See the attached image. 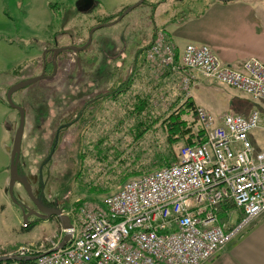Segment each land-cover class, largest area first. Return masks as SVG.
<instances>
[{"label": "rangeland", "instance_id": "1", "mask_svg": "<svg viewBox=\"0 0 264 264\" xmlns=\"http://www.w3.org/2000/svg\"><path fill=\"white\" fill-rule=\"evenodd\" d=\"M90 1L81 9L76 6L79 0H0V98L3 101L12 84L40 74L45 49L55 45L78 47L86 42L91 26L140 2ZM159 1L144 0L114 25L97 30L82 53L68 51L59 56L53 78H44L13 95L14 103L25 111L19 170L37 176L42 168L45 198L51 207H62L68 200L88 199L82 187L110 185L108 189L112 193L121 184L116 183L131 171L132 159L136 160L134 165L138 164L133 171H141L140 174L154 171L164 162L159 161L161 156L175 157L184 145L167 142L166 126L162 121L172 108L154 106L142 114L128 116L125 111L134 108V101L128 100V95L116 102L99 99L96 106L86 109L83 121L80 120L79 112L84 103L99 94H108L120 87L121 81L131 77L134 66L129 56L145 47L146 29L152 22L154 7H158L154 20L162 23L174 12L184 13H180L181 18L187 15L189 5L199 4L196 0H163L160 4ZM138 56L141 62L144 54ZM97 69L109 74L110 78L117 75L120 81L113 88L107 84L98 87L106 77L100 78L97 71L94 72ZM93 79L97 80V86L92 85ZM124 101H131V105L124 106ZM46 112L48 116L39 126V118L45 117ZM183 118L188 123L194 121L192 115ZM138 122L142 125L137 131ZM17 126V112L0 102V256L17 254L22 247H37L43 239L41 226L32 217L27 220L30 229H22V216L4 195L9 179L6 149L12 145ZM197 127L194 123L192 129ZM98 149L105 150L104 160L96 154ZM13 192L24 200L25 194L19 184L14 186ZM6 202L9 208L2 207ZM54 228L55 220L48 225L45 235L51 234Z\"/></svg>", "mask_w": 264, "mask_h": 264}, {"label": "built area", "instance_id": "2", "mask_svg": "<svg viewBox=\"0 0 264 264\" xmlns=\"http://www.w3.org/2000/svg\"><path fill=\"white\" fill-rule=\"evenodd\" d=\"M146 59L157 69L195 72L264 102V64L256 58L236 69L222 65L208 46L189 44L175 64L174 48L159 31ZM191 80L187 75L179 84L185 96ZM195 119L203 143L180 147L176 163L125 182L100 204L71 209V239L64 248H58V227L17 255L38 256L33 264H203L213 258L264 214V150L255 151L249 138L261 119L253 110L247 117L225 114L218 122L202 108ZM222 205L233 207L223 221Z\"/></svg>", "mask_w": 264, "mask_h": 264}, {"label": "crops", "instance_id": "3", "mask_svg": "<svg viewBox=\"0 0 264 264\" xmlns=\"http://www.w3.org/2000/svg\"><path fill=\"white\" fill-rule=\"evenodd\" d=\"M196 1L199 4L189 5L187 15H182L184 13L181 11L174 12L162 23L154 20L158 7L152 9V22L146 29L144 45H149L156 31L162 29L174 46L176 61L185 46L194 44L208 46L225 66L237 69L248 58H256L264 64V0ZM48 7L50 8V4ZM180 13H182L181 18H179ZM143 54L141 62L137 52L129 56L134 69L130 71L131 77L121 81L127 83L130 80V89L127 93L142 94V98L150 102L148 107L168 106L178 109L181 106L184 107L183 104L187 101L194 106V109L202 108L213 115L218 122L228 113L247 117L251 111L258 110L261 119L260 127L250 133V140L255 151L264 150V102L255 103L246 95L205 79L195 72L157 69L149 65L145 60V52ZM95 71L100 78H107L109 75H105L106 73L100 69ZM187 75L192 80L189 97L184 98L179 84ZM83 79L85 81L84 76ZM105 79H101L104 83L100 81L102 84L98 87L107 84L109 88H113L120 81L117 75L114 78ZM96 82L97 80L93 79L92 85L97 86ZM83 85L85 86V82ZM87 86L90 85L87 84ZM137 86L139 89H136ZM100 101L103 102V99ZM82 110L84 118L85 103ZM190 116L191 113L184 115L188 118ZM9 204L12 206L10 202ZM2 207L9 208L7 202ZM53 222V220L36 222L41 226V236H45L48 225L50 226ZM203 264H264V214L255 219L241 237L231 241L211 260Z\"/></svg>", "mask_w": 264, "mask_h": 264}, {"label": "trees", "instance_id": "4", "mask_svg": "<svg viewBox=\"0 0 264 264\" xmlns=\"http://www.w3.org/2000/svg\"><path fill=\"white\" fill-rule=\"evenodd\" d=\"M163 0L159 1L158 3H162ZM155 8V7H154ZM153 8V9H154ZM122 12L118 13L117 15H114L110 18H106L102 21H100L97 25L99 24H103V23H109V22H112L114 21L115 19H117L120 15H121ZM96 26V25H95ZM93 26H91L87 33L89 32V30L92 28ZM86 43V42H85ZM84 43V44H85ZM82 44V45H84ZM80 45V46H82ZM149 45L137 50L136 52L138 54L140 53H144L146 51V49L148 48ZM82 53V52H80ZM146 60V59H145ZM175 60H176V54H175ZM129 81V82H128ZM127 83H122L120 85V87H117L116 89L112 90L111 92H109L108 94H104V95H97L96 97L92 98V99H89L87 101V103H85V110L88 108V107H91L92 105H95L97 104V101L100 100H104V101H112V102H116V101H119L118 99L121 98V96L123 95H128L129 99L128 100H131V101H134L133 102V110H127L125 111L126 114H128V116H133L134 115H137L138 113H143L144 111H147L148 110V105L150 104L149 101H146L142 98V94H132V93H127V91L130 89V80H128ZM131 101L128 102V101H124L123 104L124 106L128 103H130L131 105ZM0 102L5 104L7 107H9L5 101H3L1 98H0ZM184 107H180L178 109H172L171 112L164 118V120L162 121V125L163 126H166L165 130H166V135H167V142L170 143V144H178L180 142L184 143V145H198V144H201L204 142L205 138H204V134L202 132V130L197 127V129H192L194 127V123H196V120L194 119L193 122L191 123H188L186 121V119H184V115L188 114V113H191L192 116L195 117V109H194V106L190 103V102H185L183 104ZM80 120L83 121V117H82V114H83V110L81 109L80 112ZM48 116V113L46 112L45 114V117H42V118H39V121H38V125H42V122L47 118ZM85 121V119H84ZM142 125V122H138L136 123V130L138 127H140ZM138 131V130H137ZM145 131V129L143 130V132ZM100 143V142H99ZM105 150H97L96 154L99 156V159L100 160H104L107 156L106 152H104ZM162 157V156H161ZM159 158V161L160 160H163L164 162L163 163H160V167L159 168H164V167H168L172 164H174L176 162V155L175 157H173L172 155H167L162 157V158ZM138 158V157H137ZM173 161V162H170V161ZM136 160L132 159V162L131 164L133 165L131 168V171H129V173L127 174V176L125 175L119 182H117L116 184L118 183H121L123 184L124 182L130 180V179H134V178H137L139 176H142V175H145V174H149L151 173L152 171H146V172H143L142 174L141 171H133V168L134 166L138 165V164H135ZM138 168V167H137ZM134 177V178H130L128 179L129 177ZM137 176V177H135ZM126 179V180H125ZM125 180V181H124ZM120 184V185H121ZM110 185H107V186H99V185H95V186H87V187H82L81 189L84 191V193L87 194L88 196V199H84L81 201V203L83 202H99V198L100 197H103L104 195L108 194L110 192V189L109 188ZM113 188V187H112ZM111 193H109L108 195H110ZM106 195V196H108ZM64 196V195H63ZM63 196L60 197V199H63ZM69 199V198H68ZM77 204H73V201H66L64 202L63 206H58L59 209H61L62 211H67L69 210L71 207H76ZM232 206L231 205H222L220 206V210H219V218L221 220L224 219L225 217V212L226 211H231L232 210ZM239 219H241V216L239 217ZM30 225L27 224V226L25 228H22L24 230H29L30 229ZM15 262H12V261H7V262H3V263H0V264H14ZM16 264H33V262L31 261H26V260H20V261H16Z\"/></svg>", "mask_w": 264, "mask_h": 264}, {"label": "water", "instance_id": "5", "mask_svg": "<svg viewBox=\"0 0 264 264\" xmlns=\"http://www.w3.org/2000/svg\"><path fill=\"white\" fill-rule=\"evenodd\" d=\"M143 1L144 0H140V2L137 3L136 5L129 7L128 9L123 11L122 14L115 21L110 22V23H106V24H100V25H97V26L93 27L92 29H90V31L88 33L87 41L82 47L65 46V47L57 48L54 50L55 54L57 55L59 53L68 52V51L77 53V52L85 50L91 44L92 35L94 32H96L97 30H99L101 28L110 27V26L114 25L115 23L120 21L130 10L137 7ZM216 1L229 2L232 0H216ZM90 3H91L90 0H79V2L77 3L76 6L78 8L83 9V8H86ZM45 52L46 51H44L42 53V57H44ZM54 74H55V70L53 71V74L48 78H51L52 76H54ZM44 78H45L44 72H42L38 76L21 80L15 84H13L12 86H10L5 93L6 104L11 109L15 110L18 113V126L14 132L11 147L6 149V151L9 153V179H8V185H7L4 192H5V194H7V196L12 201V203L20 209V213H21L22 220H23L24 224L27 223V220L30 217H35L36 219L44 220V221L48 220L50 218H55L57 220V222L59 223L60 227L62 228V230L65 232L60 244L58 245V248L61 249L70 241V238H71L72 225L70 223L69 218L66 215H64L60 209H58L56 207L45 206L42 203L41 196L36 198L33 194L31 183L28 181L26 176L21 175L19 172L21 144H22V139H23L24 127H25V111L21 106L16 105L13 102L12 96L16 92H18L20 90H24L27 87L39 82L40 80H43ZM56 140H57V138H56ZM56 140H55V142H56ZM16 184H19L22 187L26 196L34 205L36 212L32 211L30 213H26V210H27L26 207L24 205H21L20 203H18L16 195L13 192L14 186ZM37 259H38V256L27 257L25 260L32 262V261H35ZM9 260L20 261V260H23V258H21V257H7V256L0 257V263L1 262H7Z\"/></svg>", "mask_w": 264, "mask_h": 264}, {"label": "flooded vegetation", "instance_id": "6", "mask_svg": "<svg viewBox=\"0 0 264 264\" xmlns=\"http://www.w3.org/2000/svg\"><path fill=\"white\" fill-rule=\"evenodd\" d=\"M57 48H59V47L57 45H55L52 48L45 49L44 51H46V52L44 54V57L41 56V72H40V74L42 72H44L45 79H49L48 77H50L53 74L54 70H55V74L57 72L59 56L62 55V53H59L57 55L55 54L54 50L57 49ZM55 74H54V76H55ZM54 76H52V78ZM53 151H54V149L52 150V152ZM47 160L49 161L50 157H48ZM41 169L42 168L39 169V174L37 176L36 175L35 176L34 175H30L29 173H25L22 170H20V174L23 175V176H26L28 181L31 183L34 196L36 198L41 196L42 203L45 206L50 207L51 206L50 203H48L46 201V198H45V188H44V185H43V182H42V174H40ZM23 192H24V190H23ZM24 194H25V192H24ZM16 198H17L18 203H20L21 205H24L26 207V209H27L26 213H30L32 211L36 212V209L34 208V205L28 199L26 194H25L24 200H21L17 195H16ZM15 207L18 208L16 205H15ZM18 210L20 212L19 208H18ZM32 218L35 219V217H32Z\"/></svg>", "mask_w": 264, "mask_h": 264}]
</instances>
